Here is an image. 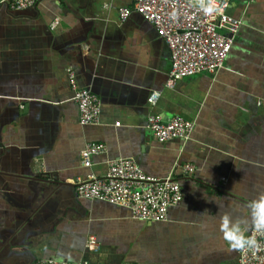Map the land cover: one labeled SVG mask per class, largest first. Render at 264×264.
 I'll return each instance as SVG.
<instances>
[{
  "label": "crops",
  "instance_id": "crops-1",
  "mask_svg": "<svg viewBox=\"0 0 264 264\" xmlns=\"http://www.w3.org/2000/svg\"><path fill=\"white\" fill-rule=\"evenodd\" d=\"M228 1L243 26L224 68L170 89L156 28L137 13L120 20L130 0H38L21 11L0 0V264H238L220 222L244 219L249 235L248 204L264 194V0ZM71 74L100 99V125L80 124ZM152 114L194 121L191 140L159 142ZM88 143L106 148L91 168ZM119 158L180 183L167 222L77 198L73 181L105 178ZM186 165L196 168L188 177Z\"/></svg>",
  "mask_w": 264,
  "mask_h": 264
},
{
  "label": "built area",
  "instance_id": "built-area-1",
  "mask_svg": "<svg viewBox=\"0 0 264 264\" xmlns=\"http://www.w3.org/2000/svg\"><path fill=\"white\" fill-rule=\"evenodd\" d=\"M132 8H121L119 17L125 22L133 13L152 24L171 53V71L167 87L174 89L179 82L200 75H216L225 66L235 40L243 26L242 20L229 13L228 0H130ZM12 9L21 11L35 8L38 0H1ZM211 3L218 11L206 13L200 4ZM58 22L53 24L56 29ZM71 88L79 109L82 126L101 124V102L96 94L80 88L71 74ZM160 92H152L150 104L156 106ZM261 105V102H259ZM148 128L155 138L165 143L172 140L189 141L195 130L194 121L175 117L165 121L160 115H150ZM105 145L88 143L81 153L83 165L91 168L93 157L104 154ZM196 170L193 165L183 168L188 177ZM77 198L104 202L131 211L136 220L147 223L168 221L170 208L183 201L180 183L172 178L147 175L132 159L119 158L108 163L105 178L94 174L73 181ZM257 241L254 249L239 251L238 264H264V231L254 225L249 233ZM90 252H99L101 243L91 236L87 243ZM33 264H102L88 261L39 260ZM128 264V263H125Z\"/></svg>",
  "mask_w": 264,
  "mask_h": 264
},
{
  "label": "clouds",
  "instance_id": "clouds-1",
  "mask_svg": "<svg viewBox=\"0 0 264 264\" xmlns=\"http://www.w3.org/2000/svg\"><path fill=\"white\" fill-rule=\"evenodd\" d=\"M200 7L206 13L218 11L211 3H201ZM248 207L251 210V223L258 230L264 231V194H261L258 199L251 201ZM246 224L247 221L244 219H233L228 214H224L221 217L220 231L233 250L241 251L257 247V241L253 237L246 235Z\"/></svg>",
  "mask_w": 264,
  "mask_h": 264
}]
</instances>
